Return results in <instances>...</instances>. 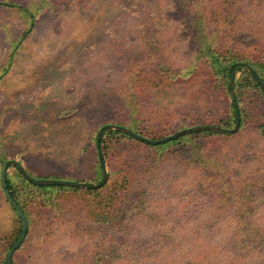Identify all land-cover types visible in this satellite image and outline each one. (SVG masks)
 Returning <instances> with one entry per match:
<instances>
[{
  "label": "rangeland",
  "instance_id": "obj_1",
  "mask_svg": "<svg viewBox=\"0 0 264 264\" xmlns=\"http://www.w3.org/2000/svg\"><path fill=\"white\" fill-rule=\"evenodd\" d=\"M4 1L32 18L0 7V157L32 175L95 185L98 127L129 115L149 130L164 114L171 133L223 120L225 83L205 71L206 45L221 62L224 43L255 46L264 66V0ZM248 108L256 116L198 167L168 159L151 170L101 235L83 200L33 207L14 264H264V103L257 95ZM134 147L119 144L131 159L142 154ZM18 230L0 187V264Z\"/></svg>",
  "mask_w": 264,
  "mask_h": 264
},
{
  "label": "trees",
  "instance_id": "obj_2",
  "mask_svg": "<svg viewBox=\"0 0 264 264\" xmlns=\"http://www.w3.org/2000/svg\"><path fill=\"white\" fill-rule=\"evenodd\" d=\"M79 1H83V0H79ZM0 7L16 10L18 12H21L26 18L29 19L32 18L31 14H29L26 9H24L22 6L14 2L0 0ZM30 25L31 23L29 22V26ZM27 31L22 33L21 37L25 36L27 34ZM223 45H224L223 48L226 49L228 52H230L229 54L230 56L228 58L227 57L223 58L222 62L219 61L216 55L211 54L208 45H206L207 52L206 54L203 55L205 60L203 63L205 66V71L207 70V73H211L215 71L216 74H219L224 80L225 83L224 92L228 99L227 115L223 120L217 122V124H212V123L200 124V125L198 124V125H192L185 129L195 128L199 126H213L224 130H230L233 128L234 115L230 104V96L228 89V79L230 75L229 72L230 69L232 73L235 74V72H239L242 70V68L240 67L241 65H247L258 76V78L260 79V81L264 86V66L257 64V48L253 46L252 47L253 50L250 53L247 52L248 50L247 48H245V46L243 48L244 50L241 51H239L236 48H233L234 51H237L235 52L238 53L239 56H237L235 54L233 55L234 51L230 50L231 48H227L226 46L227 43H224ZM245 52L248 53L246 57H245L246 55ZM164 76L167 79L170 78V74L168 73H165ZM137 81L138 80H135V82ZM233 88H234V94L236 100V107L239 113V128H238L239 131L242 129L244 122L250 121L257 114L256 112H254L256 108H253L252 110L248 108L249 100L251 98H256L258 95V97L261 98L262 102L264 103V95L261 92L258 85L255 83V81L251 78V76L247 73V71L244 70H242V74L240 78H238L237 80L233 79ZM159 117H161L162 122L160 124L162 125V127L153 128L149 130H144V128L142 129L138 128L135 125L134 118L130 117V115L127 119V122L126 121L111 122L109 125H115L126 128L131 132L151 141L159 140L167 136H170L178 131L185 130L178 128L175 129L176 132L171 133L172 124L170 120L166 118L164 114ZM261 118L263 119L260 120L261 124L257 125V129L260 130L261 133L260 135L264 136V117L261 116ZM103 126H105V124L100 125L98 127V130ZM105 134L106 136L103 139V135ZM202 137L208 138L206 142H204L203 144L200 143L199 141ZM214 137H218V138H214ZM224 137L226 136L212 132H195L177 137L174 140H171L169 142L160 145L150 146L137 142L119 132H110L108 130L106 131L101 130L98 140L99 148H100L102 160L107 165L108 173L105 183L100 188L85 190L80 188L64 187V186L61 187L34 186L26 182L13 168L16 173L14 179L9 178L6 170V177H5L6 189L8 190V193L11 196L12 200L15 202V204L17 205V207L20 209L23 216L25 217V220L27 222V228L29 222L28 211H32L34 209L33 207L51 208L54 207V205H56L58 201V197L68 198L69 196L70 199L74 201L83 200L82 208L85 209L87 212H89L90 209L88 215L94 218L95 222L100 225V229L102 226V231H98L96 233L97 235H101L106 230H108V227L114 221L118 219V216L120 215L119 213L123 207L124 200H126L128 197V193L132 189L140 188L139 186L149 185L150 181L155 178L151 176L150 174L151 170L156 169V167H158L162 161L169 159L170 161H173V166L175 170L186 172L188 167H194V166L198 167L199 166L198 161H201L203 158L215 154L216 149L218 148L219 140ZM93 141H94V151H95L94 158L96 161L95 169L97 170L98 177H101V169L95 149V137ZM120 143L132 144L135 146L133 148V151H141L142 154L140 155V157L131 159L128 157V154L126 153L123 154V151L119 149ZM183 144L187 145L189 148L186 150L183 149L184 146ZM120 151L121 153H119ZM1 162H4V159L0 157V164ZM17 163L32 179L69 181L52 176L32 175L27 171V169L24 166H22V164L19 161H17ZM70 182H76V181H70ZM98 182L99 181H97L96 184ZM153 191L156 190L153 189ZM86 196L92 198V202H91L92 204L88 203L89 201L86 199ZM13 214L15 215L14 212ZM15 217L19 224L18 235L16 236L17 239L20 233V222L16 215ZM163 237H166V235L160 236L161 239ZM11 245L8 247V249L11 247ZM121 247L126 248V243L121 244ZM20 248L21 246H19L13 252L11 256V264H14L15 254ZM114 253L115 255L117 254L116 251ZM111 258L114 259L113 256H111ZM125 258L126 257L123 256V253L119 252L117 259L123 260ZM2 264H4V261Z\"/></svg>",
  "mask_w": 264,
  "mask_h": 264
},
{
  "label": "water",
  "instance_id": "obj_3",
  "mask_svg": "<svg viewBox=\"0 0 264 264\" xmlns=\"http://www.w3.org/2000/svg\"><path fill=\"white\" fill-rule=\"evenodd\" d=\"M242 69L247 71V73L251 76V78L255 81V83L258 85L260 88L261 92L264 95V86L258 76L247 66V65H241L240 66ZM230 75L228 79V89H229V96H230V104L233 110V115H234V126L230 130H224L221 128L213 127V126H199L195 128H189L185 130L178 131L170 136H167L165 138L159 139V140H147L130 130L115 126V125H105L99 130H97L96 135H95V149H96V154L97 158L99 161L100 169H101V178L100 181L95 184V185H84L78 182H70V181H63V180H37V179H32L30 178L26 172L23 170V168L14 160H8L1 162L0 164V187L2 190V194L10 206V208L13 210L15 215L17 216L19 222H20V233L18 238L15 240V242L11 245V247L8 249L4 256V264H11V256L13 252L21 245L22 241L24 240L26 233H27V222L25 220V217L23 216L22 212L20 209L17 207L15 202L12 200L11 196L8 193V190L6 189V183H5V177H6V170L9 167L14 168L18 174L29 184L34 185V186H57V187H74V188H80V189H98L100 188L106 181L107 179V173L105 170V165L101 157L100 153V148H99V134L101 130H108V131H115L119 132L137 142L150 145V146H155V145H160L166 142H169L171 140L176 139L177 137L187 135L190 133H195V132H212V133H217L221 135H229V134H235L238 131L239 128V113L236 107V100H235V94H234V88H233V79H234V73H232L231 69L229 70Z\"/></svg>",
  "mask_w": 264,
  "mask_h": 264
}]
</instances>
